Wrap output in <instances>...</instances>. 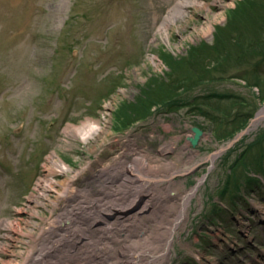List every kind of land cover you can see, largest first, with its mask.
<instances>
[{
  "label": "rangeland",
  "instance_id": "obj_1",
  "mask_svg": "<svg viewBox=\"0 0 264 264\" xmlns=\"http://www.w3.org/2000/svg\"><path fill=\"white\" fill-rule=\"evenodd\" d=\"M198 1L162 29L176 0H0V264L50 247L39 244L42 229L67 202L56 190L34 201L50 154L81 171L72 185L86 206L111 194L95 225L111 233L88 235L112 243L123 226L105 172L130 159L129 141L174 163L158 171L172 177L173 200L142 227L154 230L169 211L177 218L189 194L183 221L163 224L173 228L163 264H264V119L251 124L264 109V49H248L264 43V0ZM87 119L100 127L87 141L64 131ZM193 127L203 131L196 146Z\"/></svg>",
  "mask_w": 264,
  "mask_h": 264
},
{
  "label": "bare ground",
  "instance_id": "obj_2",
  "mask_svg": "<svg viewBox=\"0 0 264 264\" xmlns=\"http://www.w3.org/2000/svg\"><path fill=\"white\" fill-rule=\"evenodd\" d=\"M197 2L201 4L198 0H176L175 4L170 7L163 17L159 28L164 29L178 15L185 13V7L193 3L197 4ZM210 29L211 25L207 26L206 30ZM262 112L264 113V109H262ZM99 128L95 121L87 119L79 125L67 124L64 131L68 135L87 141L97 134ZM129 142L130 159L125 161L123 154L121 157L118 156L105 172L106 178L117 184L113 185L116 187L114 194L116 204L112 209L115 210L117 208L116 214L118 215H116V220L123 226L122 233L116 237H109L108 240H112V243L104 241L103 235L96 241H92L89 238L88 229H94L95 225L99 224V220L106 216L105 211L111 201L109 198L106 200L104 198L109 197L111 194L107 191L105 192L106 189H104V198L99 197L95 201L96 205L86 206L84 199L87 196L84 191L76 189L72 185V179L78 176L81 171L71 169L60 159L50 154L48 156L49 164L46 166L48 174L45 178H41V181H37L35 190L38 191V194L33 195V198L35 202L39 196L48 199L49 192L56 190L59 199L67 201L65 211L55 216L50 220L51 223L48 227L42 229L43 233H41L42 235L39 238V244L40 242H50L48 250L46 248L34 250V247H32L23 260L12 259L9 264H50L52 263V254L56 255L57 252H59V256L64 261L60 260L61 262L54 264H163L165 262L173 239V228L168 229L163 224H170L173 221L171 225L178 226L179 222L183 221L182 218H184L186 212L185 206L189 194L183 197V204L180 205L181 211L177 218L173 217L172 211H169L168 214L161 216L163 219L159 215L156 217L158 224L155 225L154 230L149 231L147 227H142L145 217L156 212V207L162 202L161 200H173L175 195V191L172 190L173 186L165 185L166 182L171 181L172 177L167 178L158 171H160L162 166H172L174 163L173 161L163 163L139 147L131 146L132 141ZM175 147L176 144L174 142L166 143L161 153L165 154L168 149L171 150ZM55 172H72L73 175H71V180H64L58 183L50 178ZM55 183L61 185V190L55 188ZM171 192L174 194L172 198ZM53 203L56 204V201ZM165 209L169 210L168 207ZM82 217H84L85 222ZM79 219H82L83 222ZM73 221L80 228L82 226L81 233L78 234L77 226L76 228L72 227ZM57 224H64L66 228H71L68 230L71 235L64 229L65 227L58 230ZM83 225L85 226L83 227ZM97 227L95 228L105 235L111 233L109 225ZM59 231L62 233H59ZM72 233L76 236L72 235ZM43 235L44 237H42ZM77 246H80L83 251H77ZM91 246L99 247L95 250L91 249L92 253H90L88 249Z\"/></svg>",
  "mask_w": 264,
  "mask_h": 264
},
{
  "label": "water",
  "instance_id": "obj_3",
  "mask_svg": "<svg viewBox=\"0 0 264 264\" xmlns=\"http://www.w3.org/2000/svg\"><path fill=\"white\" fill-rule=\"evenodd\" d=\"M264 119V113L262 112V110L254 117V119L251 121V124H253L254 126L257 125V123L260 120ZM192 131L194 132V135L189 137V141L191 142L192 146H196V144L198 143V140L200 138V136L203 134V131L199 128V127H193ZM247 129H244L242 131H240L229 143L228 145L224 148L226 149L227 147H229L230 145H232L236 140H238L244 133H246ZM223 150V149H221ZM219 150V151H221ZM218 151V152H219ZM210 157H212L210 155Z\"/></svg>",
  "mask_w": 264,
  "mask_h": 264
},
{
  "label": "trees",
  "instance_id": "obj_4",
  "mask_svg": "<svg viewBox=\"0 0 264 264\" xmlns=\"http://www.w3.org/2000/svg\"><path fill=\"white\" fill-rule=\"evenodd\" d=\"M251 46H252V48L250 47H248V49L249 50H254V51H256V52H259V51H262L263 49H264V43H257V42H255V43H253V44H251ZM181 88V87H180ZM179 88V89H180ZM178 89V90H179Z\"/></svg>",
  "mask_w": 264,
  "mask_h": 264
}]
</instances>
